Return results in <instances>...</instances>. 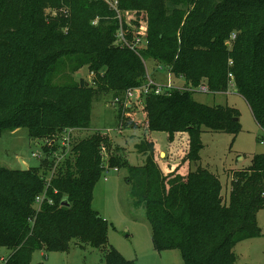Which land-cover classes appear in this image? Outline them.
<instances>
[{
  "label": "trees",
  "instance_id": "16d2710c",
  "mask_svg": "<svg viewBox=\"0 0 264 264\" xmlns=\"http://www.w3.org/2000/svg\"><path fill=\"white\" fill-rule=\"evenodd\" d=\"M119 4L121 10L145 11L148 32L141 37L147 45L138 53L113 45L119 24L103 2L0 0V139L23 128L46 142L43 151L60 157L67 147L57 140L67 130L88 131L102 95L116 98L146 83V59L185 82L184 88L151 93L129 106L134 121L140 109L145 117L144 139L136 147L145 156L141 166L128 165L127 152L110 131L97 130L74 146L69 140L70 155L57 164L47 187L53 203L46 198L39 210L35 200L47 182L38 170L0 166V248L10 251L4 264H31L34 253L67 251L72 240L82 249L103 247L105 264H136L107 247L109 222L92 208L105 168L127 170L133 204L144 210L156 251L178 250L184 264H236L235 247L262 235L257 216L264 209V154L255 155L248 168L232 171L225 199L219 176L198 164L201 135L204 128L237 135L238 112L200 103L194 93H225L234 86L264 135V0ZM49 7L70 8V16L46 17ZM95 17L97 26L91 23ZM63 67L72 73L86 67L92 82H55ZM116 110V125L131 129L124 106ZM156 132L168 134L170 147L182 137L174 163H161L165 159L152 138ZM64 197L69 207L61 206Z\"/></svg>",
  "mask_w": 264,
  "mask_h": 264
},
{
  "label": "rangeland",
  "instance_id": "374dc122",
  "mask_svg": "<svg viewBox=\"0 0 264 264\" xmlns=\"http://www.w3.org/2000/svg\"><path fill=\"white\" fill-rule=\"evenodd\" d=\"M64 9L57 10L49 7L45 11V16L54 18L65 15L69 17L70 8ZM144 15L145 11L143 10L127 8L121 10L119 16L114 11L112 19L113 21L117 20L118 24H123V27L126 26L128 34L132 36L131 41H133L134 36H145L148 32V22L144 19ZM98 20L99 18L95 17L91 23L97 26ZM113 45L117 46L116 41ZM144 65L146 82L148 78H151L159 85L171 83L172 86L185 87L183 79H175L169 74L166 67H161L153 60L146 59ZM64 67L59 76L55 78V82H69L71 79L78 81L81 78L92 82L93 76L86 67L76 73H72L68 67ZM194 98L206 105H222L234 108L238 112L241 130L237 135L215 132L206 128L203 129L201 135L204 148L201 151V160L198 164L219 176L224 188V197L227 199L231 191L232 171L248 168L255 155L264 154V142H261L264 138L263 130L256 123L245 99L237 93L232 85L225 93H206L198 90L194 93ZM112 100V95H102L94 103L91 127L88 131L73 129L71 133L66 132L64 134L69 136V140L74 146L77 140L86 138L97 130L107 132L110 130L109 135L115 143L127 152L128 165L132 167L141 166L145 163V156L138 155L136 147L143 141L145 135L144 114L140 109L136 113L135 122L133 116L129 115L130 113L127 111L130 107H124L130 117L127 118V126L131 129L122 130L120 126L116 125V109L119 105L112 106ZM135 102L136 100L132 101L133 106L136 105ZM133 123L139 124L140 127L137 125L134 127ZM74 136H76L75 139H73ZM152 138L161 159H165L161 163L164 166L169 161L174 163V158L181 152V146L184 144L178 146L183 141L182 137L178 138L177 143L173 142L172 147H170L167 133L156 132L152 134ZM57 142L60 144L63 140H57ZM45 143L44 140L31 138L28 131L23 128L4 132L0 139V166L10 170H21L20 160H22L28 170L37 169L46 183L54 176L57 164L64 161L67 158L66 155H70L72 146L67 147L63 156L56 157V155L49 153L50 150L48 153L43 151ZM176 147L179 148V151ZM168 149H170L169 152H164ZM105 159L107 161L106 155ZM126 176L127 170L125 168L119 171H114L113 168L107 169L102 173L94 188L92 208L109 222L107 247H113L125 259L133 260L136 264H184L178 250L164 252L155 250L150 223L145 218L143 208L134 206L130 195L131 186L126 182ZM257 219L262 235L258 238L245 240L235 247L236 264H264V209L259 211ZM76 242V240H72L70 248L64 252H36L31 264L41 262L44 264H105V249L103 247L96 248L92 245H86L82 249L77 246ZM9 254L8 249L0 248V264H4L3 259H7Z\"/></svg>",
  "mask_w": 264,
  "mask_h": 264
},
{
  "label": "built area",
  "instance_id": "2783aa9c",
  "mask_svg": "<svg viewBox=\"0 0 264 264\" xmlns=\"http://www.w3.org/2000/svg\"><path fill=\"white\" fill-rule=\"evenodd\" d=\"M92 2H103L105 3L110 10H112L113 12H117L118 16L120 15L121 9H120V4H119V0H91ZM116 43L117 45L121 46V47H129L131 50H133L134 52L138 53L140 52V50L145 47L147 45V40L144 37L141 36H137L135 37V39L133 41H130L126 38V34L124 32V27L123 24L119 23V27L116 33ZM232 64V62H231ZM93 76V73H91ZM230 77H232V75L230 74ZM171 83H168L166 85H159L156 82L153 81V79L148 78L147 82L145 84H143L142 86L133 88L128 90L126 93H124L122 96H118L116 98H113L111 105L112 106H118L123 105L124 107H129L132 106L133 100H137L139 98L145 97L150 95L151 93L154 94H162L164 91L170 92L173 89H177L179 87L176 86H172L170 85ZM71 130H67L66 132H70ZM110 131V130H109ZM65 132V133H66ZM63 142L61 143V146H69V136H67L66 134H64L63 136ZM263 143V142H262ZM106 170L109 168H105ZM111 170V169H109ZM114 171H119L117 168H113ZM51 178L47 181L46 183V188L45 190L42 192V194L38 195L36 197L35 200V205L37 207V209L39 210L41 204L45 201V199H48L47 196V187L50 183ZM107 180V178H106ZM49 203H53L52 199H48Z\"/></svg>",
  "mask_w": 264,
  "mask_h": 264
},
{
  "label": "water",
  "instance_id": "95a60500",
  "mask_svg": "<svg viewBox=\"0 0 264 264\" xmlns=\"http://www.w3.org/2000/svg\"><path fill=\"white\" fill-rule=\"evenodd\" d=\"M235 120L238 121L239 118H236ZM163 155H164V153H163ZM20 163H21V170H22V171H28V167L26 166V164L24 163V161L20 160ZM61 206H62V207H69V206H70L67 197H64V198L62 199V201H61Z\"/></svg>",
  "mask_w": 264,
  "mask_h": 264
},
{
  "label": "crops",
  "instance_id": "0c3cea01",
  "mask_svg": "<svg viewBox=\"0 0 264 264\" xmlns=\"http://www.w3.org/2000/svg\"><path fill=\"white\" fill-rule=\"evenodd\" d=\"M185 136V135H184ZM156 150L158 151V149L156 148ZM160 151V150H159ZM163 154V153H162Z\"/></svg>",
  "mask_w": 264,
  "mask_h": 264
}]
</instances>
